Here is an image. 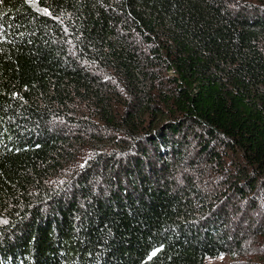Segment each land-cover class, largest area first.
Segmentation results:
<instances>
[{
    "label": "trees",
    "instance_id": "trees-1",
    "mask_svg": "<svg viewBox=\"0 0 264 264\" xmlns=\"http://www.w3.org/2000/svg\"><path fill=\"white\" fill-rule=\"evenodd\" d=\"M264 264V0H0V264Z\"/></svg>",
    "mask_w": 264,
    "mask_h": 264
},
{
    "label": "rangeland",
    "instance_id": "rangeland-1",
    "mask_svg": "<svg viewBox=\"0 0 264 264\" xmlns=\"http://www.w3.org/2000/svg\"><path fill=\"white\" fill-rule=\"evenodd\" d=\"M229 257L227 255H221L215 258H208L205 264H228Z\"/></svg>",
    "mask_w": 264,
    "mask_h": 264
}]
</instances>
